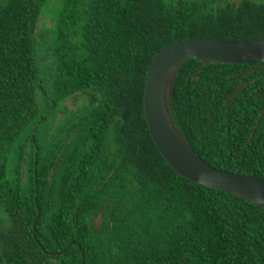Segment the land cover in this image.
Segmentation results:
<instances>
[{
    "label": "trees",
    "instance_id": "1",
    "mask_svg": "<svg viewBox=\"0 0 264 264\" xmlns=\"http://www.w3.org/2000/svg\"><path fill=\"white\" fill-rule=\"evenodd\" d=\"M48 3L0 0V264H264V207L180 175L144 109L160 49L262 37L264 0H62L47 57ZM170 91L204 160L264 177V62L190 58Z\"/></svg>",
    "mask_w": 264,
    "mask_h": 264
},
{
    "label": "water",
    "instance_id": "2",
    "mask_svg": "<svg viewBox=\"0 0 264 264\" xmlns=\"http://www.w3.org/2000/svg\"><path fill=\"white\" fill-rule=\"evenodd\" d=\"M190 58L227 63L264 62V36L245 40L206 36L167 45L151 60L144 89L145 116L151 135L162 155L180 175L207 187L241 195L264 207V177L231 172L210 164L198 154L174 121L168 95L172 93L170 88L180 67ZM35 145L37 148L36 141ZM38 209L40 216L41 209ZM34 234H37L36 229ZM79 246L82 264H86Z\"/></svg>",
    "mask_w": 264,
    "mask_h": 264
},
{
    "label": "rangeland",
    "instance_id": "3",
    "mask_svg": "<svg viewBox=\"0 0 264 264\" xmlns=\"http://www.w3.org/2000/svg\"><path fill=\"white\" fill-rule=\"evenodd\" d=\"M62 0H49L48 5L43 10L39 26L37 29V40L40 45L41 51L48 57L52 49L50 44L53 39V29L55 27V11L59 8ZM42 45V46H41ZM50 59H48V62ZM81 96H75L71 100H68L70 104H80Z\"/></svg>",
    "mask_w": 264,
    "mask_h": 264
},
{
    "label": "flooded vegetation",
    "instance_id": "4",
    "mask_svg": "<svg viewBox=\"0 0 264 264\" xmlns=\"http://www.w3.org/2000/svg\"><path fill=\"white\" fill-rule=\"evenodd\" d=\"M100 216H101V215H100ZM100 221H102L101 218H100ZM98 224L100 225L101 223H98Z\"/></svg>",
    "mask_w": 264,
    "mask_h": 264
}]
</instances>
